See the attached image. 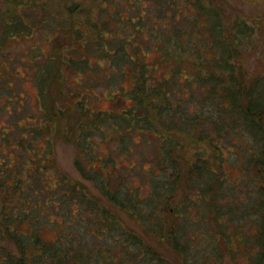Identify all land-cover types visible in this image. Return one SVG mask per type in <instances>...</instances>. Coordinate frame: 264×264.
<instances>
[{"label":"trees","instance_id":"1","mask_svg":"<svg viewBox=\"0 0 264 264\" xmlns=\"http://www.w3.org/2000/svg\"><path fill=\"white\" fill-rule=\"evenodd\" d=\"M0 3L8 7L0 26L2 60L8 45L37 31L51 46L48 54L40 46L27 49L30 57L20 61L38 89L28 126L20 121L30 113L27 99L17 101L13 84L6 87V78L0 79V95L10 94L0 113L7 103L17 104L9 112L14 125L0 127V264H173L124 227L117 210L172 247L183 264H224L227 256L233 264H264V76L249 84L237 65L254 26L236 18L228 27L204 0ZM61 46L68 49L63 63L56 53ZM89 53L106 61V81L119 88L112 98L132 101L112 112L77 101L88 115L74 128L83 148L77 166L103 200L66 175L56 182L48 175L55 159L46 138L54 123L65 120L57 104L61 90L59 97L54 92L63 87L61 66L99 73ZM154 53L159 56L149 65ZM126 79L133 84L129 90ZM111 131L119 135L124 156L134 152L132 133L156 137L154 165L143 169L147 187H135L129 178L140 168L116 166L115 156L98 155L92 137L105 139ZM173 133L190 139L183 146L188 163ZM96 162L102 168H86ZM227 165L239 167L242 177L229 178ZM48 232L56 238L47 239Z\"/></svg>","mask_w":264,"mask_h":264},{"label":"rangeland","instance_id":"2","mask_svg":"<svg viewBox=\"0 0 264 264\" xmlns=\"http://www.w3.org/2000/svg\"><path fill=\"white\" fill-rule=\"evenodd\" d=\"M208 5L217 9L221 16L223 17L225 24L229 27L232 26L234 20L236 18H241L245 20L248 24L254 26L255 34L252 37L251 41L247 43L243 51L240 54L239 61L237 62L238 68L242 70L245 74L246 82L249 84L253 82L255 79L264 76V0H204ZM1 15H0V26L1 19L5 17V13L8 10L7 5H2L0 3ZM86 32L90 31L86 29ZM40 31L36 32L34 38L30 39H19L18 41L13 42V44L8 45L7 48L3 50L6 54V59L2 60L0 58V65L5 64L6 68L0 66V79H5L6 87L8 84H13V88L10 89L12 92L16 94L15 99L17 101L20 100L18 96H24L26 103L29 105L30 113L27 115H22L20 118L21 124L23 126H28V121L33 120L35 115L33 111L37 109L38 106V89L35 82L32 79H29L25 75L24 64L23 61H27L30 57L25 55L27 49H31L34 46H40L41 50L44 51L45 54L49 53L51 48L47 42L42 41V35ZM86 41L83 40L84 44ZM75 40L69 44H74ZM84 46V45H83ZM82 46V47H83ZM58 54H60L61 62H65L66 53H68V49L63 48L61 46L60 49L57 50ZM87 55V54H86ZM91 60L89 61L90 65L94 67H98L97 69H102L99 73H93L87 71V73L82 72L78 69H69L65 66L62 67V78H63V87L57 86L54 88V92H58L61 90L60 97L58 98V102L61 110H63V122H56L52 125V130L50 136L46 139L51 142L53 148V155L55 159V168L50 170L48 174L53 182L61 175H66L69 179L74 183H79L88 189L90 193L94 196L99 197L103 200V197L100 191L96 188L93 181L87 180L83 177L80 169L77 166L78 161H80L81 153L83 148L81 146V141L78 138V135L74 133V128L77 127V123L87 121L88 115L84 114L83 111L79 108L77 101L84 100L86 101V106L92 111H121L126 109L132 105V101L130 97H125L124 99H116L112 98L113 93H116L119 88L115 85L112 86L108 84L107 77L105 76L106 72H108L106 66V61H104L100 56L95 54H90ZM158 53L150 54L147 57V61L150 63L153 62L155 57H158ZM10 59H14L15 62L10 61ZM21 61V62H20ZM164 69V68H162ZM159 67L154 69L159 74H163ZM16 70H19L18 72ZM191 66H188L187 74L190 72ZM16 75V76H14ZM24 75L25 77L21 78ZM3 76V77H2ZM20 76L18 79L17 77ZM160 77V76H159ZM126 88L129 90L132 87V81L130 79H126L123 81ZM178 89V86L176 87ZM80 91V92H79ZM95 94L96 98L87 99L86 94ZM3 95H0V106L5 105L7 100L10 98V94L7 95V92H3ZM59 97V92L58 95ZM188 96V95H186ZM14 99V98H13ZM63 100V101H62ZM13 104L6 105V112L0 113V127L6 128L7 126L14 125L12 117H9V112L15 110L16 105L15 102ZM25 110V109H24ZM60 110V109H59ZM26 111V110H25ZM23 113V111H22ZM61 117V116H60ZM91 121V120H89ZM88 121V122H89ZM107 129V127L105 128ZM156 135V134H155ZM106 136V134H103ZM132 136L135 140V144L131 140L130 146L134 148L133 153H129L128 155H123L119 152L118 146V137L119 135L115 131H111L110 134L103 139L100 135H95L92 137L91 142L99 143L98 144V155L103 158H107L115 156L116 158V166H127L131 168L134 165V169L140 168V171L137 173L130 172L129 178L133 176L135 187L142 186L143 188L147 187L150 182L149 176L143 172V169H150L154 165V160L157 156V148H156V137H145L151 141L142 137L140 133L134 132ZM174 140L178 143H181L179 149V155L182 156L183 160L188 163V158L185 156V149L183 148L184 144L188 147L190 143V139L182 138L179 134L173 133L171 134ZM132 138V139H133ZM44 142H41V145ZM129 143V142H128ZM36 145L40 146V143ZM206 148L205 145H201V149ZM212 154V153H211ZM101 160V159H100ZM183 160L182 166L183 169L187 168V163L184 164ZM88 162V159H86ZM143 162V163H141ZM102 168V162H96L95 164H86V168L90 167ZM126 169V171L128 170ZM228 171L229 178L233 177H242L241 171L239 167L226 166ZM106 169V168H105ZM110 170V169H109ZM107 171V170H105ZM233 181V180H232ZM178 196L177 199H179ZM117 215L121 220V223L124 227L136 233L138 236L142 237L145 244L156 249L160 255H162L166 260L173 264H183L181 257L164 241H160L155 239L154 237L147 236L144 232V228L142 224L136 219L131 218L127 215L126 212L122 210H117ZM247 231H250L249 226H247ZM47 239L54 240L56 238L55 232H48L46 235ZM224 264H233V261L228 256L226 257V261Z\"/></svg>","mask_w":264,"mask_h":264}]
</instances>
